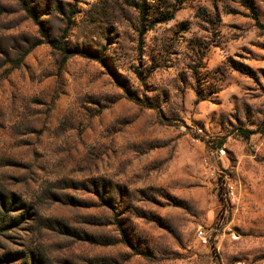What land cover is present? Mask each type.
<instances>
[{"label":"rangeland","instance_id":"374dc122","mask_svg":"<svg viewBox=\"0 0 264 264\" xmlns=\"http://www.w3.org/2000/svg\"><path fill=\"white\" fill-rule=\"evenodd\" d=\"M263 106L264 0H0V264H264Z\"/></svg>","mask_w":264,"mask_h":264},{"label":"trees","instance_id":"16d2710c","mask_svg":"<svg viewBox=\"0 0 264 264\" xmlns=\"http://www.w3.org/2000/svg\"><path fill=\"white\" fill-rule=\"evenodd\" d=\"M140 9H141L140 11H141V14H142V4H141V8H140ZM24 11L27 13V15H28L29 17L32 18V15H31L30 11H29L27 8H24ZM249 14H250L251 19L254 21V23H256V19H255V16H254L252 10H249ZM38 44H40V42L37 41V42L33 43V44L31 45V47H34V46H36V45H38ZM71 55H73V54H72V52H70V51H69V52H66L65 50L61 51L60 63H63L64 60H65L68 56H71ZM79 55H84V54H79ZM256 131H257L258 133H261V132L264 131V106H263V110H262V113H261V118H260V121H259L258 126H257V128H256ZM250 133H251L250 131L245 130V131H242V132H241V135H242L243 138H246L247 135L250 134Z\"/></svg>","mask_w":264,"mask_h":264},{"label":"built area","instance_id":"2783aa9c","mask_svg":"<svg viewBox=\"0 0 264 264\" xmlns=\"http://www.w3.org/2000/svg\"><path fill=\"white\" fill-rule=\"evenodd\" d=\"M196 236H197V239H199L201 242H203V237L201 236L200 232H197Z\"/></svg>","mask_w":264,"mask_h":264}]
</instances>
